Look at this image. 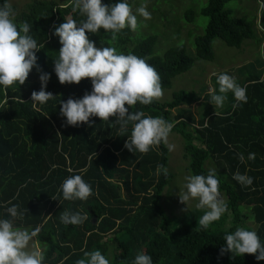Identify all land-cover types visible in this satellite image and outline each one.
<instances>
[{"label":"trees","instance_id":"1","mask_svg":"<svg viewBox=\"0 0 264 264\" xmlns=\"http://www.w3.org/2000/svg\"><path fill=\"white\" fill-rule=\"evenodd\" d=\"M140 1L129 0L133 9ZM231 1L236 0H207L200 13L208 18V24L204 34L195 39L196 57L188 53L186 45L171 47L159 56L155 53L157 36L134 40L135 31L128 28L118 33L116 40L103 28L97 33L86 31V35L97 47L111 46L146 58L159 73L162 90L168 89L176 76L194 67L196 59H213L216 39L241 49L245 41L258 38L256 44L264 46V7L255 0L257 10L261 9L252 22L232 16L226 9ZM12 7L17 25L27 21L41 49L37 52L39 70L34 66L24 84L10 86L6 96L0 93V218H10L6 209L11 201L24 213L14 219L15 226L41 227L35 238L41 250L46 248L42 264H77L87 259L85 253L95 250L110 264H132L138 252L151 255L154 264H264L255 254H221L224 234L238 226L255 230L264 243V56L254 73L247 66L242 68L241 73L249 72L241 84L248 100L236 108L232 107V94L224 111L205 112L200 118L187 116L177 110L199 102L201 94L193 96L181 90L170 101L137 102L129 109L174 122L171 133L185 142L184 157L191 174L217 170L219 191L226 197L228 210L205 229L199 224L203 214L170 217L161 205L162 193L173 179L170 172L164 175L157 168H168L170 152L165 144L152 146L147 153L128 151L124 144L131 124L122 130L115 116L109 120L92 116L90 122L78 126L65 123L59 102L80 98L92 88L91 78H82L79 84H61L53 70L61 47L54 28L68 17L77 22L86 18L73 11V0H36L21 12ZM163 13L164 9L159 12L161 17ZM185 17L193 23L196 12L189 9ZM41 71L51 74L45 90L54 97L34 108L31 93L41 87ZM249 153H255V158L248 159ZM237 171L251 176L253 184L244 186L234 180ZM73 174H81L92 186L93 195L87 200L62 198L60 185ZM65 210L86 213L87 219L80 225L64 224L60 215ZM248 222H254L256 228Z\"/></svg>","mask_w":264,"mask_h":264},{"label":"clouds","instance_id":"2","mask_svg":"<svg viewBox=\"0 0 264 264\" xmlns=\"http://www.w3.org/2000/svg\"><path fill=\"white\" fill-rule=\"evenodd\" d=\"M264 7V0H258ZM73 11L86 17L77 20L68 17L54 28V35L59 37L61 47L58 57L54 59V72L61 84H79L82 78H91V91H86L80 98L69 97L60 101V114L66 118L65 123L78 126L82 122H90V117L96 116L109 120L115 116L122 130H127L131 124L130 135L127 136L124 147L132 152L147 153L152 146L165 144L168 151L175 145L168 143V137L174 127V122L165 120L162 116L146 115L143 111L131 112L129 109L137 102L149 105L154 99L163 95L161 78L155 67L146 58L132 52H118L115 47H97L95 42L86 35L97 33L101 28L110 33L111 40H116L117 34L123 29L135 30L140 23L150 20L152 13L146 3L133 9L129 0H117L116 3L105 4L102 0H73ZM31 25L24 21L19 26L15 21V11L9 0L0 3V93L5 94L10 86L24 84L30 71L37 63V52L40 44L31 34ZM264 56V46L261 47ZM51 74L40 72L41 87L31 93L32 106L45 104L54 96L46 91ZM218 91L209 89L210 102L215 107H223L226 94L231 91L235 103L232 107L246 103V87L239 85L235 77L227 72L216 75ZM127 105V106H126ZM255 153H249L248 159H254ZM243 162V153L239 154ZM164 175L168 169L164 165L157 166ZM72 172V169H69ZM233 179L244 186L253 184V178L239 171L233 174ZM185 183L179 190V200L186 204L190 199H197L196 207L207 209L199 220V224L207 229L209 225L221 218L227 212L228 205L220 196L219 179L216 169H209L207 175L189 174L184 177ZM60 192L64 200H87L93 195L92 186L81 174H73L63 180ZM6 209L10 218H0V264H42L46 248L28 249L29 242L41 232L36 226L31 230L14 225L18 205L8 202ZM87 219L86 213L80 211H63L60 220L64 224L80 225ZM224 245L221 254L231 252L243 255L255 254L257 261L264 260V243L261 242L255 230L238 226L234 231L223 236ZM87 259H80L77 264H110V260L100 251L85 253ZM132 264H154L152 256L138 252Z\"/></svg>","mask_w":264,"mask_h":264},{"label":"rangeland","instance_id":"3","mask_svg":"<svg viewBox=\"0 0 264 264\" xmlns=\"http://www.w3.org/2000/svg\"><path fill=\"white\" fill-rule=\"evenodd\" d=\"M32 1L36 0H9V3L14 5L18 12H21ZM141 3L147 4L148 10L152 13V17L143 23H140L143 18L138 17V27L134 30V40H141L147 35H154L157 36L155 45V53L157 55L162 56L171 47L186 45L188 53L196 57L194 47L195 39L199 35L204 34L208 24V18L200 13L207 6V0H142L134 8L140 6ZM257 8L258 4L255 0H236L226 4V9L231 11L232 16L245 18L252 22H254L255 16L257 18L259 17L261 7L259 6L258 10ZM163 9L167 15L163 13L161 17L159 12H162ZM189 9L196 12V19L193 23H189L185 17V11ZM156 11L158 14H154ZM256 31L259 32L258 29ZM261 37H264V33H261ZM257 40L258 38L245 41L241 49L229 47L221 39L214 40L213 59L210 61L196 59L195 65L191 70L176 76L173 79L172 87L163 89V95L154 100L167 102L172 99L175 92L185 90L193 96L200 93V101L192 105L183 106L177 111H182L185 115L195 118H200L202 113L209 111L216 113L224 111L230 106V95H232V92L229 91L226 94L223 107L218 108L210 102L209 89L212 88L218 91L219 86L217 85L216 75L220 72H227L234 76L236 82L241 85L244 77L249 73L246 69L244 71L245 73H241L243 67L247 66L248 69L252 70V73L259 70V65L263 58L260 54L262 44L259 43L260 45H257ZM175 112L174 114L177 113ZM168 143L175 145V149L169 154L167 168L168 172L173 175V179L162 193L161 205L170 217L177 218L180 215H187L192 212L203 214L207 209L197 208V199H190L186 204L181 203L179 200L178 194L185 183L184 177L191 174L188 170L189 161L184 157L185 142L177 133H170ZM220 196L226 202L224 194L220 193ZM247 225L256 228L254 222H248ZM33 248H40L35 237L28 245L29 250Z\"/></svg>","mask_w":264,"mask_h":264}]
</instances>
